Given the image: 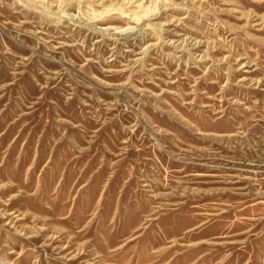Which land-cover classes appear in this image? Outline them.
Here are the masks:
<instances>
[{
    "label": "rangeland",
    "instance_id": "374dc122",
    "mask_svg": "<svg viewBox=\"0 0 264 264\" xmlns=\"http://www.w3.org/2000/svg\"><path fill=\"white\" fill-rule=\"evenodd\" d=\"M0 264H264V0H0Z\"/></svg>",
    "mask_w": 264,
    "mask_h": 264
}]
</instances>
